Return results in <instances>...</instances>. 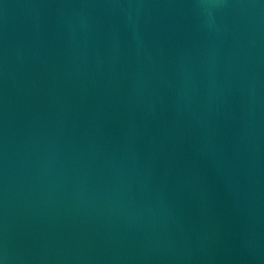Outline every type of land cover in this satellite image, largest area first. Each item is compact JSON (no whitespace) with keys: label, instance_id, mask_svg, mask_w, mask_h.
Returning <instances> with one entry per match:
<instances>
[{"label":"water","instance_id":"1","mask_svg":"<svg viewBox=\"0 0 264 264\" xmlns=\"http://www.w3.org/2000/svg\"><path fill=\"white\" fill-rule=\"evenodd\" d=\"M0 264H264V0H0Z\"/></svg>","mask_w":264,"mask_h":264}]
</instances>
